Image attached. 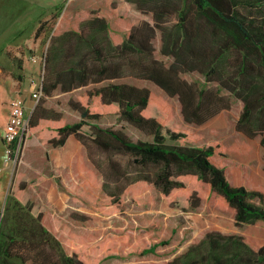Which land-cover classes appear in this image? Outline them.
Here are the masks:
<instances>
[{"label": "trees", "instance_id": "obj_1", "mask_svg": "<svg viewBox=\"0 0 264 264\" xmlns=\"http://www.w3.org/2000/svg\"><path fill=\"white\" fill-rule=\"evenodd\" d=\"M106 1L69 3L63 18L67 23L72 17L79 19L80 25L69 29L64 26L62 33L51 38L43 61L46 74L40 99L58 88L69 92L92 83L132 77L151 81L168 95L178 96L185 120L200 124L226 107L221 104L213 108L227 101L220 94L224 88L243 102L238 130L250 138L260 136L264 148V0H126L140 12L152 14L153 23L143 20L134 24L125 17L124 34H120L119 25L111 24L114 10ZM42 27L43 23L37 35ZM159 31L162 54L174 57L170 65L155 56L154 39ZM116 34L123 36L121 42H116ZM191 71L217 81L220 88L210 94L212 90L180 77L181 72ZM89 94L98 99L99 107L120 114L153 139L134 141L125 133L101 127L94 119L100 118L102 109L95 111L90 105L75 104L82 118L67 123L59 116H45L47 108L38 102L29 116L21 160H28L25 153L34 138L43 145L61 147L76 135L85 143L92 140L101 148L117 147L132 155L140 174L143 171L140 179L147 178L165 194L187 187L180 176L190 175L187 180L192 184L205 182L211 192L220 195L217 208L221 223L218 231L208 232L169 264H264V157L238 163L233 180L227 175V167L214 161L222 151L221 145L191 144L195 136L176 123L164 98L149 88L110 82L91 89ZM31 151L38 161H28L34 168L38 165L40 173L15 179L13 199L20 209L10 216L9 230L0 229V264H42L44 257L47 264H88L94 243L88 240L90 236L77 237L72 231V225L83 228L79 225L85 216L78 222L62 217V193L52 180L55 174L50 165L54 169V162L49 160V151L41 146ZM146 169L154 172L148 174ZM128 183L121 189L104 182L103 190L110 201L104 194L84 201L110 212L109 207L123 206L122 194ZM76 189L67 187L73 197L78 196ZM235 226H243V233L235 232ZM168 243L162 240L149 247L141 245L126 255L112 254L101 261L146 256Z\"/></svg>", "mask_w": 264, "mask_h": 264}, {"label": "rangeland", "instance_id": "obj_2", "mask_svg": "<svg viewBox=\"0 0 264 264\" xmlns=\"http://www.w3.org/2000/svg\"><path fill=\"white\" fill-rule=\"evenodd\" d=\"M176 1L181 3V0ZM72 2L73 0H8V2L0 0V33L5 34V42L13 38L14 44L24 43L22 46H15L19 54L22 52L21 55L12 58L0 57V64L8 60L7 63L11 64V69H13L17 85H15L16 90H14L12 99L29 91V80L31 82L33 77L41 80L46 74L44 64L33 63V58L38 57L44 60L51 44V38L55 34L62 33L64 26L69 29L73 25H80L79 19L72 17L71 22L67 23L65 17L63 18L69 3ZM106 2L113 7L111 9L114 10V16L109 19L112 20V25L120 26V34L127 32L124 27L125 17H128L134 24L143 20L153 23L152 14L140 12L126 0H107ZM62 7H65L63 13L59 12ZM7 23V31H5V27L1 28V24L7 25ZM42 23L43 27L37 35L36 32ZM120 34H116L118 37L116 42L122 41L123 36ZM2 44L3 41L0 42V45ZM154 45L156 58L170 65L174 57L162 54L160 31L154 39ZM10 74L12 73L9 69L4 70L0 73V81L4 82L3 78ZM180 77L188 83H195L199 88L212 90L209 91L210 94H214L220 88L217 81H208L206 76L199 71L181 72ZM110 82H126L147 87L153 93L162 96L176 123L188 128L195 136L191 144L219 143L221 145L222 151L214 156V161L226 166L227 175L229 178L233 177V180L238 163L264 157L260 136L250 138L237 128L243 111V102L224 88L220 90V94L227 101L217 103L213 108L221 104H226V107L200 124L185 120L178 96L168 95L151 81L132 77L92 83L69 92H63L58 88L51 95L43 96L40 101L34 100L32 108L40 102V106L47 108L44 112L45 116H50V118L59 116L67 123L75 122L82 118L81 110L75 104L90 105L95 111L102 109L97 105L98 99L91 96L89 91ZM4 91L5 89H0V92L4 93ZM102 110H100L102 112L100 118L94 119V122L101 127L125 133L134 141L153 139L151 135L124 120L120 114L109 113V110L104 108ZM49 146L51 147V151L47 152L49 160L54 162V169L50 165L51 173L55 174V179L52 180L60 186L62 193L59 207L62 217L73 222L80 221L78 219H81L82 215L86 218L80 221L79 225L86 230L72 225V231L77 237L90 236L88 240L94 243L92 258L88 264H169L174 257L185 252L191 245L199 243L208 232L219 230L221 221L217 202L220 195L217 192H211L210 185L205 182L201 184L195 181L196 183L192 184L187 180L189 178L187 176L190 175H183L180 177L187 182V187L174 189L171 193L165 194L147 178L140 179L143 171L140 174V167L134 161L135 158L117 147L104 149L92 140H87L85 143L76 135H71L62 147L50 144ZM243 151L248 153H243ZM19 157L20 162L22 156ZM146 172L152 174L154 169H146ZM136 178L140 180L128 183ZM192 178L198 179L196 176ZM104 182L111 188L121 189L128 183L122 194L123 206L114 205L109 207L110 212H103L84 201L85 198L95 200L101 194L106 196L105 200L110 201L111 197L103 190ZM69 186L77 187L75 190L77 197L69 194L67 191ZM227 214L225 212V215ZM12 220L10 216H5L2 226L4 230H9ZM243 231V226H235V232L243 233ZM162 240H169V243L160 245L155 253L146 256L113 257L101 261L112 254L126 255L131 250L141 248V245L149 247ZM42 259V264H47V259L45 257ZM29 262H32L31 259Z\"/></svg>", "mask_w": 264, "mask_h": 264}, {"label": "crops", "instance_id": "obj_3", "mask_svg": "<svg viewBox=\"0 0 264 264\" xmlns=\"http://www.w3.org/2000/svg\"><path fill=\"white\" fill-rule=\"evenodd\" d=\"M4 1V0H1ZM8 2V0H7ZM11 2V1H10ZM65 7H62L61 9L63 10ZM12 23V22H11ZM12 25V24H11ZM7 25L1 24V28L5 27V31H7ZM3 31V29H1ZM4 33L1 32L0 35H3ZM5 34L4 36H0V42L3 41V44L0 45V57L1 58H12L14 56H19V50L15 49V46H22L24 43H15L13 41V38L8 42H5ZM38 59V57H37ZM44 60L43 59H38L36 62L33 61V63H42ZM8 60L2 61L0 64V73H3L4 70L11 71L12 74L9 76L6 75L5 78H3L4 82L0 81L2 83L0 85V89H5L4 93L0 92V229L3 226L5 216H11L15 211L19 210V207H15L14 205V199H13V188H14V183L15 179L17 178L18 175L20 177H30L34 174H39L40 173V167L36 165V169L34 166L30 163L33 162V158L35 159V156L31 155L32 151L31 148H35V146H41L43 150L51 151V147L49 145H43L41 140H35L30 142V151H26L25 155H27L28 160H21L19 162H6L5 157H6V145H5V140H4V130L5 126L8 122L10 112H11V101L12 96L14 95V90H16L15 85V79L13 76V69H11V64H8ZM44 64V62H43ZM42 79V78H41ZM1 80V79H0ZM34 80V83H33ZM28 82V81H27ZM41 80H37L35 77L31 79V82L29 80L28 88L29 91H25V93L21 94L22 98L25 99L26 104H27V110H28V116L31 115V111L33 110L32 108V103L34 102L35 98H33V93L40 84ZM31 91V92H30ZM27 116V117H28ZM62 147V146H61ZM38 161V158L35 159ZM21 180V179H20ZM31 197L32 194L30 193ZM3 229V227H2Z\"/></svg>", "mask_w": 264, "mask_h": 264}, {"label": "built area", "instance_id": "obj_4", "mask_svg": "<svg viewBox=\"0 0 264 264\" xmlns=\"http://www.w3.org/2000/svg\"><path fill=\"white\" fill-rule=\"evenodd\" d=\"M37 60L38 59L36 57L33 58L34 62H36ZM42 93L43 92L41 79L40 84L33 93V98H35V101H39L40 97L42 96ZM27 116L28 110L25 99L20 96L14 98L11 102V112L4 130V140L6 145V162H15L18 161L20 158L19 156L21 153V147L26 135L28 121L30 118L29 116Z\"/></svg>", "mask_w": 264, "mask_h": 264}]
</instances>
